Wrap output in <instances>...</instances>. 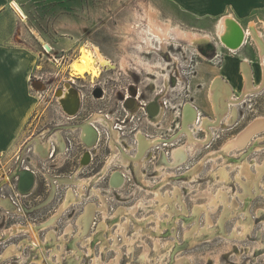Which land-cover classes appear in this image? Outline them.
Returning <instances> with one entry per match:
<instances>
[{
	"label": "rangeland",
	"instance_id": "1",
	"mask_svg": "<svg viewBox=\"0 0 264 264\" xmlns=\"http://www.w3.org/2000/svg\"><path fill=\"white\" fill-rule=\"evenodd\" d=\"M21 5L26 15L24 20L26 27L33 30L41 42V50L45 53V55H41L38 68L32 78V84L34 87L36 86L34 91L39 94L38 101L41 102V105L39 114L36 116L35 126H31L27 131V138L37 133L39 128L49 127L50 123L68 125L70 122L82 121L80 117L84 119L99 110H106L109 114L117 113L121 110L122 98L117 97L116 94L125 93L130 85L134 86L136 82L130 77L136 75H139V82L136 85L138 89H141V102H151L158 95L161 90V82H159L161 79L152 83L138 71L125 72L120 64L124 57L132 54L129 53L132 49L127 45L126 33L129 26L135 21L136 11L140 13L152 11L156 15L158 14V18L163 22H170L175 27L191 30L170 18L167 12L169 10L164 8L160 0H23ZM162 6L166 11L162 10ZM246 30L249 32V36L243 46V48L246 46L244 51L255 47L253 39L255 40L254 35L257 28L251 25L250 28L246 27ZM206 31L216 39L215 28L212 27ZM43 42L51 47L50 53L46 52ZM94 47H98L102 54L111 61L114 69L104 68L101 76L96 79L89 76L80 79L74 78L72 82L76 88L83 91L85 100L80 117L69 121L60 110L54 94L62 91L64 86H66V90L70 87L71 82L67 80L70 78L72 63L80 57L82 50H93ZM167 50L171 53L174 49L168 47ZM180 52L178 55L179 66L176 65L180 70L179 77L175 78L176 81L172 80L168 92L165 88L163 89L167 98L162 101L168 104L165 114L167 125L164 131L168 129L169 135L176 131L178 121L180 122L178 114L182 105L186 107L191 104L195 109L198 107L201 111L199 113L196 109L199 118L210 117L211 122L218 120V115L215 116L212 113L213 105L210 104L209 96L211 85L218 78L215 77L226 71V68H223V61L232 59L238 64L240 72L236 74V78L239 80L238 91L232 95L242 96L243 89L248 85L249 74L246 72L247 68L243 69L245 72L242 71L238 53L228 51L220 40L214 41L212 45L206 47L188 48ZM172 53L175 54V52ZM251 53L254 52L251 51ZM152 55L148 59L152 63H156L155 61L160 59V56ZM255 67L259 72V77L263 76V80L257 79L252 85L260 86L264 83V68L262 71L260 66L256 65ZM262 73L263 75H261ZM249 85L251 86V83ZM99 88L106 91V98L93 100L91 94ZM125 95L127 94L125 93ZM60 97L57 95V100ZM160 97H157L158 100ZM243 101L235 108L237 116L236 118L232 116L234 119L232 126L226 125L228 111L226 116L221 118L218 127L210 129L211 140L206 146H203L195 154L191 153L190 147L187 148L185 160L181 161V164L185 163L184 180L171 184L172 181L179 179L176 175L183 172L179 171V168L174 170L181 165H176L177 160L174 157L176 149L173 152V159L167 161V168L170 170L164 174L161 187L154 186V184L160 183L161 179L148 178V181L144 176H141L143 173L140 171L141 167H136V176L143 187L154 189L148 191L147 194L141 189V184L132 179L120 192V197L115 196L116 194L109 195L110 208L114 206L113 209H110V215H108L106 198L99 195L94 189L93 192L103 201V206L100 208L103 215L96 216V222L93 224L90 234L83 235L93 223L98 207L95 204L88 207L79 221L84 204L80 200L71 201L65 210L71 198V194L67 197L65 193L66 186L58 188L53 203L42 205L41 210L37 208L34 210V207L45 202L50 192L46 185L48 183L39 175V185L36 191L31 190L22 199L31 208L27 209L30 210L29 214L24 209L25 217L17 216L0 208V264H264V176L258 188L253 186L249 189L247 169L244 170L242 167L247 160L250 163V173L254 176L258 174L259 170L255 163L264 164V150L252 153L250 151L255 149V141L257 138L263 137L264 132L256 135V140L253 139L248 144V148L244 150L223 149L249 123L258 117H264V86L263 89L251 93ZM184 111L185 108L181 112L182 117L180 116L183 123ZM120 112L119 114H121ZM119 114H117L118 117ZM134 122L135 125L132 127L137 126L139 130L146 131L147 124L143 121L141 114L136 117ZM189 124L187 127L191 132H194L195 138L199 140L208 138L207 131L197 130L195 125ZM182 126L179 127L180 131ZM128 130L129 127L125 129V131ZM154 130L152 133L160 135L159 130ZM179 134L180 132L175 134L171 142H175ZM58 135L57 143L63 149L62 136L60 133ZM72 137L77 140L76 135ZM140 137H144V135L138 137L141 145ZM125 138H129V133ZM188 143L189 137L183 135L182 139L176 143L177 145L171 143L165 149L170 152L176 147H184ZM45 146L48 148L47 145L41 143V148H46ZM20 148H15L8 153H0V205L3 208L1 200L14 195V173L23 164L22 158L19 159L22 155H20ZM82 152V149H76L73 155H81ZM243 153L246 154L243 155ZM101 154H104L103 150ZM28 155L32 156V153L29 152ZM198 160L201 161L194 167ZM76 161V159H70L57 172L63 173L62 175L70 174L75 169ZM56 163L59 165L62 162L56 161ZM40 167L45 170L50 169V165H46L44 162ZM190 168L192 169L190 170ZM225 175H227L226 180L223 178ZM116 179V185H113L112 180V186L117 187L116 190H118L121 188L123 180ZM56 180L60 185L77 184L80 188L85 185L91 186L89 184L94 182L77 181L71 178ZM169 184L171 185L168 186ZM167 186L168 190H164ZM157 191L161 193L164 203L156 199ZM206 192H211V195L216 198L217 205L215 203L211 205L208 196L204 195ZM75 194L78 195V189ZM53 195L54 192L47 203L52 200ZM223 197H226V200H223ZM165 199L169 202H165ZM92 201L95 199L88 200V202ZM83 202L85 203V201ZM138 204L142 205L135 212L136 217H131L130 211V215H127V210H132ZM117 206L123 207L114 216ZM197 206H201L202 209L196 215ZM9 210L16 211L15 208ZM55 212L56 214L43 223L42 229H40L39 223L45 221ZM117 216L121 217L118 222H115ZM122 216L126 217L122 218ZM145 218L148 219L147 222H144ZM33 224L38 225L31 227ZM13 226L19 227V229H15L7 235L5 231ZM26 239L32 240L33 246L37 247V242L40 246V252L35 258L31 256L29 250H26L23 256L21 255L22 249L17 244Z\"/></svg>",
	"mask_w": 264,
	"mask_h": 264
},
{
	"label": "flooded vegetation",
	"instance_id": "2",
	"mask_svg": "<svg viewBox=\"0 0 264 264\" xmlns=\"http://www.w3.org/2000/svg\"><path fill=\"white\" fill-rule=\"evenodd\" d=\"M169 47L174 49V50H172V52H175V54L172 52L170 53L167 50L168 49V47H167L166 49L161 50V52L159 54L154 52L155 50H152L151 54L147 55V58H149L150 55L157 54L160 56V57L158 56L160 59L156 60L155 61L156 63L160 62L161 64H164L165 66H166V64H170L169 69L167 68L168 66H166L167 70L166 69L161 70L162 74H156V75L154 74L153 75V77L156 79L155 82H157V80L161 79V81H159V82H161V88H160L161 90L159 91L158 95H156L155 98L153 100H151V102L149 101L147 103H143L140 101L141 89H138V87L136 85L137 82H139L138 81L139 75L134 74L136 76H133L130 78H132L133 81L136 82V84H134V86L130 85L128 90H126V92H125L127 95H125L124 92L116 94L117 97L122 98L121 99L122 103H121V107H120L121 112L117 111V113L109 114L106 110H99L98 112L93 113L89 116H86L83 119V117H80V115H81V111H82L83 105H84L85 94L83 93L82 90H80L74 86V84H73L74 82H71L70 86H72L73 90H75L79 96L80 103H79L78 109H77V105H75L73 103V101H72V106H69V108H66L67 106L66 107L64 106L63 109L65 111L61 108V106L59 104H58V106H59L60 110L62 111L63 115H65L69 121L75 120L76 118H79V117L82 121H77L74 123L70 122V123H68V125H57V124L50 123L49 127L45 126L44 128H39L37 130V133L33 134L31 137H28L26 139V141L23 142V144L21 145V148H20V152L22 154L21 158H22L23 165L27 164L26 166L32 165L34 167V172H32V173L35 175L36 180H35V185H34L32 191L33 192L36 191V189L39 185V183H38L39 175H41V177H43V179H45V181L48 183L46 185H47V187H49V191H50L49 196L47 197L45 202L41 205H38L37 207H34V210H37V209L41 210L40 207L42 205H44V204L50 205L51 203H53V200L55 198V195L57 194L58 188L66 186V192L65 193H66L67 197L69 194H71V198H70V201L67 203L65 210L68 208V205L71 201L80 200L81 203L84 204L83 211H82L81 217L79 218V221L81 220L82 216H84L88 207H90L93 204H95L98 207V211L94 214L93 223L90 225L88 231L86 233H83V235L88 234V233L90 234V231L92 230V226L96 222V216L97 215H103V212L100 209L103 206V201L101 200V198L98 195L95 194V192H93L94 189L99 193V195H102L106 198V202L108 205V215H110V209H113L114 206H112L110 208L111 201H109V195H115L116 194L115 196L120 197L121 196L120 192L129 184V182L132 179L134 182L141 184V186H142L141 189L144 190L147 194H148V191H152L154 189V188L147 189L146 186H144L145 188L143 187L142 183L139 182V180L136 176V167L137 168L141 167L140 171L143 172L141 174V176H144L147 180H148V178H150V179H154V178L161 179L160 183H158V184H154L152 181H150L152 184H154V186H160L161 187L162 182L164 180L163 179L164 174L168 173L167 170H170L169 168H167V161L168 160L170 161L173 159V157H172L173 151L177 149L174 152V157L177 160L176 165L181 164L182 159L185 160L186 153L184 152V149L186 146L176 147L175 149H173L170 152L167 149H165V147H167L171 143L176 144L178 141H180L182 139L183 135H185V132H184V126L185 125L183 123V119L181 118L182 117L181 112L185 108L184 105H182V109H180L179 114H178L181 116V117L178 116L180 119V122L178 121L176 131H173L174 134L172 133L174 136L175 134H178L180 132L179 137L177 136L178 138L175 140V142H171V140L168 139V137L169 138L172 137L171 136L172 134H170V135L168 134V129H166L164 131V128L167 125L165 123V121H166V119H165L166 113L165 112L166 111L164 108L167 109L168 104L166 107H164V105H162L163 104L162 100L167 98L166 97L167 94H164L165 92L163 89L165 88L166 92H168L167 84L170 85L172 83L173 79H175V78L178 79V77H179L178 74L180 71L179 67H178L179 66L178 65L179 60H180L178 55H180V53H181L180 51L184 50L183 46L179 43L178 44H172ZM165 50H167V51L164 52ZM175 59H177L178 62H176ZM148 61H149V59H148ZM149 62H151V61H149ZM176 65H178V66H176ZM171 68L176 69V70H172ZM134 71H136V70H134ZM163 72H164V74H163ZM167 76L169 77L168 83L166 82ZM176 79H175V81H176ZM150 82H152V81H150ZM37 84L41 85L40 83H37ZM70 88L71 87H69L66 92H73V95L76 96L75 92L70 90ZM65 90H66V86L63 87L62 91H65ZM42 92H44V90H42ZM59 92H61V91H59ZM59 92H57V93H59ZM105 93H106V91H104L103 88H101V89L99 88V89H95L91 95H92L93 100H103L106 98ZM68 94L69 93H67V95ZM54 95L56 96V102L58 103L57 94H54ZM160 95H162V96L160 97ZM128 97H130V98L128 99ZM157 97H160L159 100ZM126 99H128V101H126ZM129 101H134L133 107L128 106L130 109H133V110H129L126 107L128 105L127 103ZM188 105L192 106L191 104H188ZM162 107H164V108H162ZM148 108H150V112H151V114H153V115H151L152 118L148 112ZM74 111H76V113L73 115L67 114V113H73ZM119 112L121 114H119ZM117 114H119V117L117 116ZM139 114H141L143 121L147 124L146 131H144L143 129L139 130L137 126L132 127V125H135L134 120L136 119V117ZM121 117L124 119H122ZM234 118H236V117H234ZM258 118H261V117H258ZM203 119H209V118H203ZM257 119H255V120H257ZM255 120H253V121H255ZM233 123L230 125L232 126ZM251 123H249V125ZM180 125H183L181 128V131L179 129ZM128 127H129V130L125 131V129H128ZM151 127H152V129H150ZM247 127L243 131H245L247 129ZM154 129L159 130L160 135H155L154 133H152V131L153 132L155 131ZM200 129H197V130H200ZM58 133H60L62 136V142L64 143L63 149H61L59 144L57 143L58 142L57 139L59 136ZM128 133H129V138H125L126 134H128ZM241 133H239L236 137H238ZM261 133H263V132H261ZM261 133H259V134H261ZM73 135H76L77 140H76V138L72 137ZM143 135L146 138L140 137V140H141V145H140L138 137L143 136ZM36 138H39L41 141L37 140ZM235 138L230 140L223 149L224 150L225 149H230V150L237 149L240 151L244 150V149L248 148V144L253 139H255L256 137L252 138V139H248L245 142V144L242 145L241 147L233 148V145L235 143ZM35 139H36V141H38V144L36 145L38 147V150L36 152V149H35L36 154H33V150H34L33 145L35 144ZM197 140L198 141H205V140H199V139H197ZM210 140H211V137H210L208 142H210ZM31 141H32V144H30ZM168 141L171 143H167ZM88 142L93 143V144H89ZM208 142H207V144H208ZM41 143L47 145L48 148L46 146H45L46 148H44V147L41 148ZM262 143H264V136L257 138V140L255 141V146L260 145V147H259L260 150L259 149H253L252 151H250V153L263 151L264 146H262ZM76 149H78V150L82 149V151H83L82 154L81 155H73V153H75ZM102 150L104 152L103 155L101 154ZM29 152L32 153V156L28 155ZM244 154H246V153H243V155ZM246 156H248V155H246ZM164 157H166L167 159H164ZM70 159L71 160H73V159L77 160L74 171H72L70 174H64V175H62L63 173H58L57 170L59 168H62L68 161H70ZM163 159H164V162H163ZM252 160H254V159H252ZM26 161H27V163H26ZM56 161H60L62 163L58 165L56 163ZM200 161L201 160H198L194 164V167ZM42 162H44L46 165H50V169L45 170L43 167H40ZM263 162H264V159H263ZM247 163H248V161L246 160L243 164L246 165ZM184 164L185 163H182L181 165H179L174 170L179 168L178 169L179 171H183L184 170ZM255 165H257L258 170H259L257 175L254 176V174L250 173V170L249 171L246 170V174L248 175L247 178L249 180V186H248L249 189L253 186H257V188H258V186L261 185V179L264 176V164L262 165V164L255 163ZM252 166H254V164H252ZM194 167H192V168H194ZM192 168H190V170ZM243 169L245 170L246 168H243ZM172 174H174V173H172ZM185 174H186L185 171H183L182 174H180V175L175 174L179 179L172 181L171 184L173 182L184 180ZM64 178L76 179L77 181L87 180L89 182L90 181H94V182H91V184H89L91 186L85 185L83 188H80L77 184L60 185L58 182H56L57 181L56 179H64ZM116 178H121L123 180L121 182V185H120L121 188L118 190H116L117 187L112 186V180L113 179H114L113 185H116V183H117ZM223 178L226 180L227 175H225ZM252 178H256V181H252ZM165 182H167V180H165ZM197 183H199V181H197ZM171 184H169L168 186H170ZM168 186L164 190H168L167 189ZM162 188H164V187H162ZM77 189H78V195L75 194ZM182 191H183V188H182ZM53 192H54V195H53L52 200L49 203H47V201L49 200V198ZM183 193H184V191H183ZM209 193H211V192H209ZM258 193H260V191H258ZM155 195H156L157 200L161 201V203H164L163 197H162L160 192L157 191L155 193ZM220 195H223V194L220 193ZM67 197H66V201H67ZM212 198H214V197L212 196ZM93 199H95V201L88 202V200H93ZM167 199H169V198H167ZM167 199H165V202H169V201H167ZM176 200H178L177 197H176ZM223 200H226V197H223ZM83 201H85V203ZM22 203L25 207L27 214H29L30 210H27V209H31V208L28 206V204L25 201L24 202L22 201ZM81 203H79V204H81ZM263 204H264V201H263ZM141 205L142 204H138V206L133 208L132 210H127V215H130V213H129V211H130L131 217L135 216V212L138 210V207L141 208ZM121 207H123V206H117L116 210H114V213H115L114 216L117 215V213ZM200 207L201 206L196 207V210H195L196 215L198 214L197 211L199 210ZM56 212L54 214H51V216L48 217L45 221L40 222L39 226L41 227V225L43 223H45L49 219H51V217H53V215H55ZM22 217H25V213H24V216H22ZM120 217L121 216H119V217L117 216V219H115V222H118L120 220ZM123 217H126V216H122V218ZM147 220L148 219L145 218L144 222H147ZM34 225H38V224H33V225H31V227H34ZM15 229H19V227L13 226V228L6 230L5 233L8 235V234L12 233L13 230L15 231ZM20 229H21V227H20ZM40 229H42V227ZM31 241L32 240H30V239H26L24 241L21 240L17 244V246L20 249H22V252H21L22 256L25 254L26 250H29V253L31 254V256L33 258L38 256V254L40 252V246H39L38 242L36 243L37 247L33 246V242H31ZM88 241H90V240H88ZM13 245H15V244H13ZM13 245H11V246H13Z\"/></svg>",
	"mask_w": 264,
	"mask_h": 264
},
{
	"label": "crops",
	"instance_id": "3",
	"mask_svg": "<svg viewBox=\"0 0 264 264\" xmlns=\"http://www.w3.org/2000/svg\"><path fill=\"white\" fill-rule=\"evenodd\" d=\"M22 2L23 0H0V153H8L21 147L27 139L29 128L35 126L41 105L38 101L39 94L34 91L32 78L41 55L45 53L41 50L40 40L32 29L26 27L25 21L14 7L16 4L23 11ZM160 3L169 10L167 12L170 18L191 30L207 34V29L215 28L216 39H213L217 42L218 24L223 19H229L232 23L235 21L244 32L246 27L255 26V31L262 39L261 47L253 39V49L244 51L245 43L238 51L227 50L238 53L242 71L247 68L246 72L249 74L248 84H255L257 79L263 80L255 66H260L263 71L264 0H160ZM163 6L162 10L166 11ZM223 62L226 71L215 78H220L234 94L238 91V64L232 59ZM196 109L201 112L198 107ZM212 113L216 116L213 108Z\"/></svg>",
	"mask_w": 264,
	"mask_h": 264
},
{
	"label": "bare ground",
	"instance_id": "4",
	"mask_svg": "<svg viewBox=\"0 0 264 264\" xmlns=\"http://www.w3.org/2000/svg\"><path fill=\"white\" fill-rule=\"evenodd\" d=\"M14 7L16 11L18 12L19 16L23 20H25L26 15L21 10V8L16 4H14ZM157 15L153 13L152 11H144L143 13L142 12L140 13L139 11L135 12L134 14L135 21L133 24L129 26L128 32L126 33L127 38H128L127 45L128 47L132 49V51L129 53H132V54H128V56L124 57L120 63L121 67L125 70V72L127 71L130 73L131 70L134 69L138 71L140 74L141 73L144 74V76L148 80L152 81V83L156 81V79L153 77L154 74L155 75L162 74L161 70H165L166 66H168L167 67L168 69L170 68L169 67L170 64H166L165 66L164 64H161L160 62H157V63L149 62L147 55L151 54L152 50H155L154 52L159 54L161 50L166 49L172 44H178V43L183 46L184 50L188 48L199 49L200 47H206V46L212 45L213 42L215 41L213 37L209 34H205V33L202 34L198 31H192V30H187V29L180 28V27H175L172 24H170V22L169 23L163 22L158 18ZM231 23L232 21H230L229 19H223L222 21H220V23L218 24V30H217L218 36L217 37L227 49L233 52V51H236L237 49L231 48L227 44L229 40L233 37V30L231 27ZM244 36H245V32H244ZM254 36H255L256 43L259 44V46L261 47L262 39H261L260 34L255 32ZM244 42H245V39H244ZM43 43H44V47L46 48L47 52H51L50 46L45 42ZM175 61L178 62L177 59H175ZM108 67L109 69H114V65L111 63L110 60H108L102 54V52L99 50L98 47H94L93 50L84 49L81 51L80 57L77 58V60H75L72 63L71 68H70V74H69L70 78L67 81L72 82L74 78L80 79V78H86L87 76L91 77L92 79L99 78L103 72V69L104 68L106 69ZM168 80H169V77L167 76L166 77L167 83H168ZM263 86H264V83L256 87L253 85L250 86L248 84L247 87L243 89L242 96L235 97L234 95H232L230 87L227 84L223 83L220 78H217L214 81V83L211 85L209 97L213 105V108L216 112V115H218V120L216 122L215 121L211 122L210 119L199 118V115L196 109L190 105H187L184 111V125H185L184 132H185V135L189 137V143L188 145H186L184 152L187 153L188 152L187 148L190 147L191 153L195 154L203 146H206L207 142L209 141L211 137L210 129H216L218 127V125L221 122V118L226 116V113L228 112V108H229V114L226 120H228L227 125L229 126L230 124L234 122L233 118L237 116L235 112L236 111L235 108L239 106L241 103H243L244 102L243 100L246 99L251 93L260 91L261 89H263ZM70 87H71L70 90L74 91L77 97L73 95V92H66L67 90L61 91L58 94V97L61 96L62 98L60 97V99L58 100V104L61 106L62 109L64 108V106L65 107L67 106L66 108H69V106H72V101L75 105H77V109L79 107V103H80L79 96L77 92L73 90L72 86ZM167 89L168 91L170 89V86L168 84H167ZM67 93L69 94L67 95ZM129 98L130 97H128V99ZM128 99H126V101H128ZM127 104H128L126 106L127 109L133 110V109H130L129 107L134 106V101H129ZM164 109L166 111V108ZM232 110L234 111L232 112ZM75 113L76 111H74L73 113H67V114L72 115ZM198 120L200 121L198 122ZM189 123H191V125L192 124L195 125L196 129L201 128L202 130L207 131L209 133L208 138L205 141H198L194 137V132H191L190 129L187 127L188 126L187 124ZM261 132H264V117L263 116L253 121L247 127L245 131H243L238 137L235 138V143L233 145V148L241 147L242 145L245 144V142L248 139L255 138V136ZM171 136L173 137V134ZM172 137L171 138L168 137V139L172 140ZM39 141L41 140L39 139ZM30 144H32V142ZM37 144H38V141H36L35 139L34 146H35L36 152L38 150V147L36 146ZM259 147L260 145H256L254 148L260 150ZM172 157H173V154H172ZM164 159H167V158L164 157ZM164 159H163V162H164ZM242 167L246 168L249 171L250 163H247L246 165L243 164ZM252 181H256V178H252ZM204 195L208 196L211 205L215 203L216 198H212L211 193L206 192ZM1 201H2L4 208H7L8 210L15 208L11 203L7 202L6 200L2 199ZM215 205L217 204L215 203ZM201 209L202 207H200L199 210L197 211L198 214L200 213ZM204 209L206 210V208ZM197 231L199 230L197 229Z\"/></svg>",
	"mask_w": 264,
	"mask_h": 264
},
{
	"label": "water",
	"instance_id": "5",
	"mask_svg": "<svg viewBox=\"0 0 264 264\" xmlns=\"http://www.w3.org/2000/svg\"><path fill=\"white\" fill-rule=\"evenodd\" d=\"M233 22L234 23H231V27L233 30V37L229 40V42L227 44L231 48L239 50V49H241V47L244 44V39H245L244 30L242 29V27L238 23H236L235 21H233ZM36 90H38V89H36ZM59 93H57V95ZM148 112L151 116L152 114H151L149 108H148ZM151 118H152V116H151ZM19 178H20V180H19V184H18V190L23 195L29 194L35 185V180H36L35 175L31 171H22L19 173Z\"/></svg>",
	"mask_w": 264,
	"mask_h": 264
},
{
	"label": "built area",
	"instance_id": "6",
	"mask_svg": "<svg viewBox=\"0 0 264 264\" xmlns=\"http://www.w3.org/2000/svg\"><path fill=\"white\" fill-rule=\"evenodd\" d=\"M248 36H249V32L246 30L244 44L246 43ZM162 105H164V107H166L167 103L164 102ZM33 147H34V145H33ZM33 154H36L35 147H34V150H33ZM20 155H21V152H20ZM21 157H22V155L20 156L19 159H21ZM22 165H21V168H19L17 170V172L14 173V176H15L14 177V180H15L14 181V190H15L14 195L13 196L11 195V196H8V197H5L4 198L7 202L11 203L16 208V211L14 212V211L6 210L5 208H3L0 205V208H2L3 210H5L6 212H9V213H11L13 215H17V216L18 215L24 216L23 210L25 209V207H24V205L22 203V199L26 197V195L21 194L20 191L18 190L19 173L22 172V171H31V172H34V167L32 165L31 166H27V167H25L26 165H23V166Z\"/></svg>",
	"mask_w": 264,
	"mask_h": 264
}]
</instances>
